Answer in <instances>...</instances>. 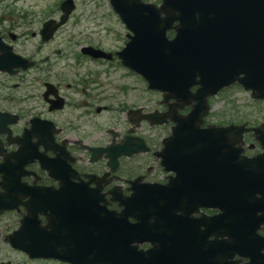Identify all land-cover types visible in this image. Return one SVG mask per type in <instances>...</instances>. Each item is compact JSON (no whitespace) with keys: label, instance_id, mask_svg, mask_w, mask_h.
Wrapping results in <instances>:
<instances>
[{"label":"flooded vegetation","instance_id":"flooded-vegetation-1","mask_svg":"<svg viewBox=\"0 0 264 264\" xmlns=\"http://www.w3.org/2000/svg\"><path fill=\"white\" fill-rule=\"evenodd\" d=\"M226 1L229 0H201V3L212 10ZM1 3L0 57L5 58L11 71L0 72V195L13 196L17 203L0 206V263L65 264L29 259L10 243H24L38 236L42 242L44 237L49 238V233L60 251H68L76 240V232L68 234V225L75 226L74 207L67 204L68 198L87 195L92 189L101 197L100 205L117 215L123 207L113 197L147 196L152 198L151 203L157 210H163L165 205L161 201L181 200L183 193L186 196L185 185H189L190 190L195 189L189 202L192 220L212 219L223 210L235 215L234 210L238 209L239 215L247 214L259 221L255 234L264 238V222L260 221L264 194L253 192L254 186L260 185L252 182L263 178L261 138L264 136V101H254L248 93L249 98L245 102L259 105L249 110L244 107L239 85L222 89L216 98L209 99L212 104L197 129L229 125L241 128L239 135L230 136L233 157L223 164L218 161L222 158L213 148L202 153L196 162L183 157L179 166L170 161L163 165L156 153L163 148L162 140L171 137L174 124L165 119L164 123L153 126L140 118L153 111L168 113L169 101L162 103L161 94L149 91L140 77L123 71L117 57H111L110 61L94 60L82 56L80 49L75 54L68 52L70 45H61L62 50L56 48L54 44L63 41L57 39L61 29L44 42L40 35L42 25L58 18L59 5L38 21L16 12L15 3H9L5 8ZM167 37L171 39L173 33L168 32ZM125 41L121 39V44H115L113 49L103 48L100 44L93 47L113 54L123 48ZM20 58L33 65L21 70L16 67ZM69 60L78 68L93 65L106 68L108 73L121 71L125 75L92 77L83 73L67 77L60 72L52 75L54 69L70 67ZM224 96L229 100V108L217 109L215 100ZM130 97H143L142 102L145 103H149L152 97L158 100L152 108L135 107L132 103L123 102ZM191 110V105L178 108L176 115L183 118ZM36 120H45L50 126ZM100 121L105 123L101 125ZM126 139L132 143L134 139H140L147 151L116 158L100 153L108 147H120ZM256 157H260L259 162L250 165L249 161ZM76 185L81 190L71 189ZM44 189L62 192L51 194L54 197L51 200L47 196L43 199ZM31 195L34 198L29 201ZM43 202H51V205ZM174 214L180 216L182 212L178 210ZM129 221L134 224L133 219L129 218ZM47 222L54 228L50 229ZM197 224V230L205 236L206 243L228 240L227 236L218 235L222 229L218 224L198 221ZM60 242L65 245L61 247ZM138 248L148 250L151 244L144 242ZM231 260L248 261L236 253Z\"/></svg>","mask_w":264,"mask_h":264},{"label":"water","instance_id":"water-1","mask_svg":"<svg viewBox=\"0 0 264 264\" xmlns=\"http://www.w3.org/2000/svg\"><path fill=\"white\" fill-rule=\"evenodd\" d=\"M109 3L133 34L118 53L123 65L142 76L150 89L167 92V98L195 102L186 119H174L177 126L160 154L164 161L179 166V160L186 157L196 162L202 153L213 148L223 164L232 158L230 136L240 134L237 127L206 131L197 128L208 109L206 97L215 95L222 87L238 82L244 90L252 91L253 98L264 99V0H229L212 10L203 7L200 0H162L159 7L142 4L140 0H109ZM73 8L72 0L61 3L59 22L50 20L43 24L41 35L45 40L66 22ZM173 22L178 25L174 39L169 42L165 32ZM82 53L93 58L108 56L92 48H84ZM5 69L9 70L1 59L0 71ZM193 85L199 87L191 94L189 88ZM261 146L264 147V136ZM143 150L141 144L125 143L122 147L102 149L100 153L107 152V156L116 158ZM259 160L253 159L249 164ZM262 160L264 162V154ZM262 176L260 181H252L260 185L254 186L253 192L264 194V171ZM75 190L81 189L76 187ZM194 191L185 185L186 196L183 193V198L174 202L170 196L169 203L153 198L165 205L163 210H157L151 203L152 198L147 196L115 198L123 206L116 215L98 207L97 191L91 190L87 195L68 198L67 204L74 207L75 227L81 232L75 236V239L80 238L79 242L75 240L73 247L71 243V249L60 251L51 235L42 242L40 237H35L11 245L30 257L55 258L71 264H233L228 259L234 253L247 257L245 264H264V255L259 254L264 242L260 246L254 235L259 221L247 214L239 215L238 209L234 210L235 215L223 210L212 219L192 220L189 202ZM46 196L50 200L54 198L51 193ZM13 201L14 198L0 196L2 207ZM43 204L50 206L51 202ZM178 210L182 212L180 216L174 214ZM261 212L260 221L264 222V209ZM128 218H132L134 224H130ZM197 221L218 224L222 228H218V235L227 236L228 240L206 243L205 236L197 230ZM71 226L69 224L68 229ZM144 242L150 243L151 248L137 251V245ZM59 245L65 244L60 242Z\"/></svg>","mask_w":264,"mask_h":264},{"label":"rangeland","instance_id":"rangeland-1","mask_svg":"<svg viewBox=\"0 0 264 264\" xmlns=\"http://www.w3.org/2000/svg\"><path fill=\"white\" fill-rule=\"evenodd\" d=\"M0 0L1 7L5 8L9 3H15L16 12H20L29 17L35 18L41 21L43 18L50 15L55 9L60 0ZM77 6L76 11L73 13L67 25L57 33V39L63 40L61 43H55V47L62 50L61 45H70L68 52L72 54L76 53L80 46L83 45H102L103 48H114L115 44H121L120 40H123L124 30L121 27L119 21L111 11L107 0H74ZM148 2H156L157 0H147ZM1 12V11H0ZM6 12V11H5ZM3 14V13H1ZM31 44H35L30 41ZM75 44V45H71ZM70 67H60L53 70L55 72L63 73L64 76L75 77L77 75H90L92 77H116L125 75L121 71L116 73H108L106 68L93 67V65H87V67L78 68L75 64L69 60ZM0 79L2 77L0 76ZM100 82V79L98 80ZM105 82V80H103ZM241 98L248 100V97L244 93H240ZM143 97L128 98L126 103H132L135 107L148 106L149 108L155 107L156 97H152L149 103L142 102ZM138 102V103H137ZM217 109H226L227 99L215 100ZM214 103V102H213ZM249 110L256 109V106L249 105ZM101 125L105 121H100ZM42 264H55L53 262H47Z\"/></svg>","mask_w":264,"mask_h":264}]
</instances>
